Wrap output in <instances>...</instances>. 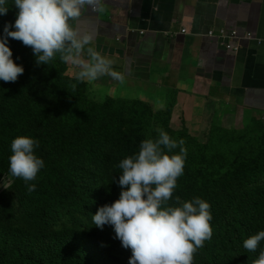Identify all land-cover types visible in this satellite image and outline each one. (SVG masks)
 I'll return each instance as SVG.
<instances>
[{
  "label": "trees",
  "instance_id": "trees-1",
  "mask_svg": "<svg viewBox=\"0 0 264 264\" xmlns=\"http://www.w3.org/2000/svg\"><path fill=\"white\" fill-rule=\"evenodd\" d=\"M14 22L15 17L3 20L0 35L5 23ZM8 47L24 72L16 82L0 81V182L9 176L8 184L0 186V264H125L112 226L106 225L104 233L89 228L93 211L87 202L91 201L81 207L71 185L76 173L88 182L100 179V186L113 187L117 174H122L119 162L136 155L141 142L156 135L141 124L153 109L140 100L92 101L83 84H76L84 93L77 95L73 88L67 90L71 81L61 75L59 54L47 65H37L31 48L20 41L9 38ZM51 113L60 119H53ZM166 116L169 112L154 121V129L168 130L174 140L183 139L187 150L186 174L176 196L205 199L212 205L214 238L198 249L193 264H239L254 259L244 256L241 248L244 239L264 230V122L245 125L242 131L211 127L200 139L185 128L169 130ZM19 136L38 140L34 155L44 161L36 179L27 184L9 171L10 145ZM244 138L252 140L247 149L241 146ZM56 141L60 154L51 146ZM223 148L238 152L237 165L221 162ZM165 154H179V148ZM85 170L95 173L90 176ZM43 175L48 177L40 183ZM28 184L36 185L31 193ZM33 207L52 214V234L35 236L48 230L28 215Z\"/></svg>",
  "mask_w": 264,
  "mask_h": 264
},
{
  "label": "clouds",
  "instance_id": "clouds-1",
  "mask_svg": "<svg viewBox=\"0 0 264 264\" xmlns=\"http://www.w3.org/2000/svg\"><path fill=\"white\" fill-rule=\"evenodd\" d=\"M104 10L103 0H0V24L8 17H15L14 24H4L0 35V81L16 82L24 72L12 59L10 38L31 48L37 65H47L59 54L61 75L75 83L71 86L74 90L76 84H83L89 94V84L104 76L123 84L125 77L113 70V61L89 46L95 33L80 26L84 14L99 15ZM232 31L236 37L230 39L228 34ZM184 32L181 29L180 33ZM205 36L231 56L240 50V40L255 39L250 32L240 37L236 30L224 28L208 29ZM256 41L259 45L260 41ZM73 66L79 69L77 73ZM157 107L163 109L165 105L158 102ZM258 121L264 122V118ZM169 124V130H181L171 129ZM218 126L232 129L220 123H213L210 128ZM244 126L236 130L242 131ZM183 128L200 139L210 130L204 135H193L186 126ZM157 131V139L143 140L136 155L119 162L122 174H117L114 183L118 200L91 213V229L104 233L108 231L106 225L112 226L121 246L131 250L128 264H193L198 249L214 238L212 205L205 199L181 200L176 196L186 174L185 141L172 139L163 129ZM38 147L39 141L30 137L12 140L9 171L13 178H20L26 184L36 179L44 167V161L34 155ZM177 148L179 154H165V150L171 153ZM35 187L28 184V192H33ZM241 249L244 256L255 258L239 264H264V230L244 239Z\"/></svg>",
  "mask_w": 264,
  "mask_h": 264
},
{
  "label": "crops",
  "instance_id": "crops-1",
  "mask_svg": "<svg viewBox=\"0 0 264 264\" xmlns=\"http://www.w3.org/2000/svg\"><path fill=\"white\" fill-rule=\"evenodd\" d=\"M103 3L104 12L84 14L80 26L95 33L89 46L125 77L123 84L108 76L97 80L109 87L107 97L119 93L115 100L144 101L153 110L162 102L169 127L186 126L193 135L206 134L215 121L236 129L238 122L242 127L264 118V0ZM220 28L240 37L250 32L255 39L240 40L231 56L205 36ZM95 83H88L90 89Z\"/></svg>",
  "mask_w": 264,
  "mask_h": 264
},
{
  "label": "bare ground",
  "instance_id": "bare-ground-1",
  "mask_svg": "<svg viewBox=\"0 0 264 264\" xmlns=\"http://www.w3.org/2000/svg\"><path fill=\"white\" fill-rule=\"evenodd\" d=\"M53 119H60L58 115H54L51 113ZM42 116V115H41ZM45 117V116H43ZM83 126V124H82ZM49 130L52 129V125L49 126ZM56 134H51V138L55 137ZM51 146L53 150L57 153H61V145L59 141L51 143ZM67 146V145H66ZM69 157V156H68ZM71 159V157H69ZM70 166V165H69ZM86 173H88L90 176L95 173V170H85ZM47 175H43L39 182H44L47 179ZM100 179H96V181H86L83 178L79 177L75 173V177L72 180L71 190L75 197V201L80 204V206H85V203H90L89 206L91 208V211L97 212L98 208L105 206V205H111L114 201L118 200L114 186L113 187H107V186H100L99 184ZM9 182V176H4L0 182V186H6ZM85 195H88L89 199L86 198ZM28 215H32L34 219L44 228H46L47 232H40L38 235H35L37 237H43L47 234H52L54 231V219L52 214L49 211L42 210L38 207H33L30 209ZM89 228L91 225L90 222H87ZM115 235V234H114ZM115 243L119 247L117 249L120 253L123 252L124 261L128 264V260L131 257V252L126 251L122 246L118 239L115 238ZM103 259V258H102Z\"/></svg>",
  "mask_w": 264,
  "mask_h": 264
},
{
  "label": "rangeland",
  "instance_id": "rangeland-1",
  "mask_svg": "<svg viewBox=\"0 0 264 264\" xmlns=\"http://www.w3.org/2000/svg\"><path fill=\"white\" fill-rule=\"evenodd\" d=\"M73 85L72 82L68 83V88L67 90L70 91V88H72L71 86ZM116 86V85H115ZM109 87L107 86H103L100 85V83L98 84V81H96L95 86L93 89L90 90L88 97L93 99V100H101V98H105L107 97V90ZM121 90L120 87L116 86L115 91L119 92ZM159 91V90H158ZM73 93L77 94V95H82L84 93L79 92L76 88L75 90L73 89ZM62 96V95H61ZM111 96V95H110ZM111 97H120V94H114ZM90 104V103H88ZM164 113L163 110H153V114L152 115H148V119L145 123H141V124H146L150 127V131H153L156 133V135H154V137H152L153 140L157 139L159 137L158 131H156L154 129V121H158L162 118V114ZM214 123L218 124L219 121H215ZM236 129H240V123L238 122ZM165 132L170 136V132L168 130H165ZM199 137H203V136H199ZM184 146V145H183ZM244 149H247L248 146H252V140H250L249 138H244L242 141V145H241ZM220 154H221V162H226L228 163L230 166H235L238 164V160L236 158V155L238 152L236 151H232L231 149H227V148H223L221 150H219Z\"/></svg>",
  "mask_w": 264,
  "mask_h": 264
},
{
  "label": "built area",
  "instance_id": "built-area-1",
  "mask_svg": "<svg viewBox=\"0 0 264 264\" xmlns=\"http://www.w3.org/2000/svg\"><path fill=\"white\" fill-rule=\"evenodd\" d=\"M228 37H229L230 39L235 38V37H236V32H235V31H232L230 34H228ZM226 47H230V45L227 44Z\"/></svg>",
  "mask_w": 264,
  "mask_h": 264
}]
</instances>
